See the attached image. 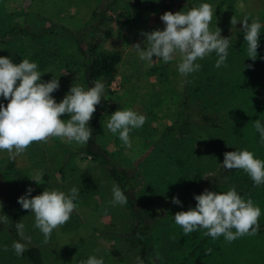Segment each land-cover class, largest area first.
<instances>
[{
    "label": "rangeland",
    "instance_id": "1",
    "mask_svg": "<svg viewBox=\"0 0 264 264\" xmlns=\"http://www.w3.org/2000/svg\"><path fill=\"white\" fill-rule=\"evenodd\" d=\"M110 2V0H0V30L25 24L37 27L47 25L49 22L63 28H59L62 32L60 35L62 37L59 38L45 36L44 39L35 40L31 39L30 35L23 36V41L29 39L36 45L34 50L39 49L37 47L39 41L47 40L43 50L39 52L45 60V67L40 70L43 73L41 80L58 78L60 87L52 93L57 102L63 99L73 84L88 89L82 82L84 59L74 40L65 38V35L73 33L86 44L98 41L101 50L120 54L121 62L114 80L109 86H104L105 97H101V102L96 106L88 126L92 129L96 146L105 149L119 165L128 168L125 178L129 195L136 202L135 209L143 207L142 214L149 217L152 225V253L149 261L154 264L156 259L162 263L177 261L185 250L179 239V233L183 232V229L175 224V214H171L183 209L187 211L196 206V200L193 201L190 197L197 187L216 192H226L233 187L230 185L225 187L224 184L225 181H229L230 176L227 174H231L232 170L225 171L226 174L223 169L214 172L229 142L223 140V136L209 140V134L199 131L198 125L192 127L195 130L192 134L194 140H178L177 130L164 133L165 128L176 117L184 90L185 77H181L177 69L179 57L168 63L156 60L155 57L152 62L142 61L134 45L140 43L141 47L146 46L142 32L164 28V23L160 19L164 12H187L202 3H208L213 7L210 30L220 29L221 36L230 41L229 50L236 40L234 28L242 27L241 21H238L237 26H232L231 17L235 16L238 20L248 18L249 23L258 18L264 26V0H115L111 4ZM7 38V35L3 37L4 40ZM11 52L5 44L0 46V56L8 57ZM201 61L197 60L196 63L201 65ZM232 68L233 70L244 68L243 60L235 59ZM254 69L259 70L261 84L253 88V95L256 100L264 101V62L259 67L254 65ZM193 77L195 85V76ZM0 103L6 106L8 101L0 97ZM127 108L146 117L145 124L141 128L133 129L129 134L131 148L124 146L118 133L113 135L106 130L111 114ZM220 112L228 117L223 109ZM228 118L229 122H234L233 117ZM91 124L93 125L90 126ZM214 142L218 143L216 148L213 146ZM183 144L188 146L191 152L197 153V162L200 164L199 169L193 168L191 171L196 177L190 190H186V182L192 175L186 173L181 177L177 176L175 170L170 167L157 170L150 180L146 178L131 183L130 173L134 172L132 167L136 166L140 158L146 157L150 152H182ZM81 147L76 143L62 142L59 138H50L47 143L31 144L15 161L9 160L7 151H0V168L9 169L18 179L22 196L27 193L29 187L33 189L31 196L38 195L45 189L63 191L66 194H70L73 187L79 189V195L74 201L77 207L71 218L66 224L53 230L47 243L44 242L43 234L34 227V214L24 210L18 199L11 202L15 224L24 223L25 236L31 237L32 242L39 243L46 264H80L89 256L102 258L104 264H139L141 259L138 247L129 238L127 230L132 220L130 212L125 204L115 207L110 204L113 185L117 184L95 160L80 154ZM254 157L264 160V152H256ZM63 161L68 165L66 174L60 171ZM37 171L44 173L43 184L37 185L29 178ZM244 177L248 178L247 181ZM249 181L252 180L244 172L237 178L236 188ZM167 185L173 187L175 192L164 190ZM223 186L224 190L221 189ZM160 187H163V190L160 191L162 189ZM257 187L264 188V184L254 185L252 190L255 197L252 201L261 209L258 221L260 225L264 222V192L256 193ZM173 197H178L181 204L172 203ZM187 202L189 207H186ZM13 242L0 231V264H26L21 262L20 256L18 257L12 249ZM5 246L8 247V251L3 250ZM209 263L264 264V228L259 226L256 235H245L231 243L222 238L219 250L211 252Z\"/></svg>",
    "mask_w": 264,
    "mask_h": 264
},
{
    "label": "clouds",
    "instance_id": "2",
    "mask_svg": "<svg viewBox=\"0 0 264 264\" xmlns=\"http://www.w3.org/2000/svg\"><path fill=\"white\" fill-rule=\"evenodd\" d=\"M212 18L213 7L208 3H202L187 12H164L160 17L164 28L142 32L146 46L141 47L140 43L134 45L139 59L152 62L155 57L168 63L179 57L178 72L181 77H187L200 70L201 65L196 63L197 60H203L214 52L218 57L215 67L220 68L225 64L230 41L221 36L220 29L210 30ZM238 21L242 22L247 57L255 61L262 24L258 18L249 23L248 18L238 20L235 16L231 17L230 23L236 26ZM37 69V63L29 59L14 63L7 56H0V97L8 101L6 106L0 103V151H7L10 161H15L25 153L31 144L47 143L50 138H59L68 144L87 145L92 138L89 122L101 97H105L104 84L97 80L87 90L73 84L63 99L57 102L52 93L60 87L58 78L42 81L43 73ZM65 116L69 118H61ZM145 122L146 117L131 108L116 110L107 121L106 130L113 135L118 133L124 146L131 148L130 132L141 128ZM254 128L259 133L260 142L264 143V124L260 119L255 120ZM222 166L227 170H243L255 186L264 184V160L255 158L248 150L224 153ZM43 175L42 171H37L29 178L39 185L44 183ZM32 191L29 187L27 193L18 198V203L24 210L34 214V227L43 234L44 242L47 243L53 230L71 218L77 207L74 201L79 189L73 187L70 194L45 189L35 196L30 195ZM194 198L197 202L194 208L178 211L174 215L175 224L183 229L185 236L203 229L205 236L212 239L223 236L226 242L231 243L239 237L258 233L261 209L251 198H242L235 187L226 192L205 189ZM127 202L125 192L118 185H113L110 204L115 207ZM172 203L181 204V201L173 197ZM0 223H8L7 215L0 217ZM14 227L21 240L31 242V237L25 236L24 223L18 222ZM12 249L19 257L27 250V246L14 241ZM3 250L8 251V247L5 246ZM80 264H104V260L89 256ZM139 264H143V261Z\"/></svg>",
    "mask_w": 264,
    "mask_h": 264
},
{
    "label": "trees",
    "instance_id": "3",
    "mask_svg": "<svg viewBox=\"0 0 264 264\" xmlns=\"http://www.w3.org/2000/svg\"><path fill=\"white\" fill-rule=\"evenodd\" d=\"M110 1L111 4L115 0ZM59 28L63 29L55 23L49 22L47 25H38L37 27L25 24L0 30V46L5 44L7 49L12 51L8 57L14 63H19L23 59H29L37 63V70L40 71L45 67V60L43 56H40L39 52L43 50V46H45L47 40L39 41L37 44L39 49L34 50L36 45L31 43L29 39L23 41V36L30 35L31 39L35 40L44 39L45 36L59 38L62 37L60 36L62 32ZM234 32L236 40L228 50L224 65L220 68L215 67L218 57L213 52L201 61L199 71L185 77L184 90L178 112L174 121L165 128L164 133L175 132L177 130L179 135L178 140H194L192 134L195 130L192 127L198 125L199 131L209 134V140H214L217 136H223V140H228L229 146L226 152L248 150L255 154L256 152H264V143L260 142L259 133L254 128L256 119H260L261 123L264 124V101L256 100L253 95V88L261 84L259 68L253 70V66L259 67L264 62V26L261 28L255 61L247 57V43L243 38L242 27H235ZM5 35L8 36L6 40L3 39ZM76 36L70 33L64 37L74 40L78 51L84 59L85 70L82 82L87 88L91 87L97 80L101 81L104 86H109L114 80L121 62L120 54L101 50L98 41L86 44ZM235 59L237 61L243 60L244 68L233 70L232 66ZM249 64L251 67H247ZM202 74H204L203 77ZM193 76H195V85L193 83ZM222 109L225 115L234 118L233 123L229 122V118L220 112ZM61 118L67 120L69 117L65 116ZM213 146L216 148L218 143ZM80 151V154L84 157H90L104 168L108 176L114 179L116 184L128 196V202L124 206L129 210V215L132 218L130 227L127 229L129 238L136 243L138 254L143 264H154L149 261V256L152 253V225L150 224L149 217L142 214L143 207L139 206L135 209L136 202L129 195L125 178L128 168L119 165L109 152L100 146H96L93 137L87 145L80 148ZM196 154L195 152H191L186 145L183 146L182 152H150L146 157L138 160L136 166H134L135 169L132 167L134 172L130 173L129 180L131 183L132 181L137 183L138 180H145L146 178L150 180L151 176L160 169H168L170 167L175 170L174 172L177 173V176L181 177L182 174L186 173L192 175V178L186 182V190H190L195 181L194 177H196L191 171L193 168L199 169L200 167ZM220 157V162H218L217 169L214 172L223 169L224 174H226L225 171L231 170L224 169L222 166L224 154ZM62 166L60 171L66 174L67 163L63 161ZM230 173L227 174L230 176L229 181L224 182L225 187L226 185L235 187L237 193L245 200L247 198H255L252 194V190L254 189L253 181L246 182L244 185H238L236 188L235 182L237 178L244 174V171L233 169ZM234 178L235 180H233ZM244 179L247 181L248 178L244 177ZM250 180L252 179L250 178ZM160 188H162L160 191L163 190V187ZM221 189L224 190V186ZM164 190H169L170 193L175 192V189L173 190V187L168 185L164 187ZM203 190V187H197L190 197L191 200L195 201L194 196L199 195ZM255 192L261 194L264 192V188L257 187L255 188ZM18 196H22L18 179L9 169L0 168V204H2L0 206V217H4L5 215L8 217L7 224L0 223V231H3L12 241H20L26 244L27 250L20 256L21 262H25L26 264H46L45 256L38 245L39 243L37 242L36 244L32 241L28 243L26 240H21L16 233L14 227L15 216L11 210V202L17 200ZM186 207H189V202H187ZM175 213L173 212L171 215ZM72 223L75 224L76 222ZM259 226L264 228V222ZM204 231L200 229L186 236L183 232L179 233L180 243L185 246V250L180 254V259L166 263H162L156 259L155 264H210L209 257L211 252L219 250L220 240L224 237L212 239L209 236H205ZM208 249H211V251L208 252Z\"/></svg>",
    "mask_w": 264,
    "mask_h": 264
}]
</instances>
